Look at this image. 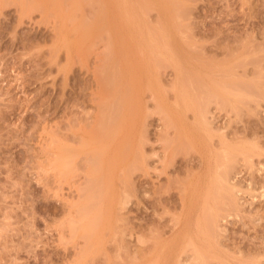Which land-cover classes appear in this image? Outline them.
I'll return each instance as SVG.
<instances>
[{"label": "rangeland", "instance_id": "obj_1", "mask_svg": "<svg viewBox=\"0 0 264 264\" xmlns=\"http://www.w3.org/2000/svg\"><path fill=\"white\" fill-rule=\"evenodd\" d=\"M4 1L0 264H264V0Z\"/></svg>", "mask_w": 264, "mask_h": 264}, {"label": "bare ground", "instance_id": "obj_2", "mask_svg": "<svg viewBox=\"0 0 264 264\" xmlns=\"http://www.w3.org/2000/svg\"><path fill=\"white\" fill-rule=\"evenodd\" d=\"M6 1H7V0H6ZM6 1H4V2H6ZM9 1H10V0H8L6 3H8ZM20 1H21V0H20ZM20 3H21V2H20ZM39 7H40V6H39ZM41 7H42V6H41ZM43 8H44V7H42V9H43ZM42 9H41V10H42ZM43 11H44V10H43ZM43 11H42V12H43ZM49 13H50V12H49ZM53 15H54V14H53ZM49 17H50V16H49ZM51 18H52V17H51ZM71 21H72V20H71ZM71 21H70V22H71ZM57 28H58V27H57ZM98 28H99V27H98ZM62 31H63V30H62ZM57 34H58V33H57ZM60 34H61V33H60ZM60 39H61V38H60ZM62 44H63L65 47H67L68 49H70V47H71V45H70V44L68 43V41H67V38H66L64 35L62 36ZM157 45H158V44H157ZM64 46H63V47H64ZM70 52H71V51H70ZM170 59H171V58H170ZM162 64H164V63H162ZM165 64H167V63H165ZM180 68H181V67H180ZM236 90H238V89H236ZM234 92H236V91H234ZM243 92H244V91H243ZM233 94H234V93H233ZM238 94H240V93H238ZM238 94H237V95H238ZM234 96H236V93H235ZM239 96H240V95H239ZM219 98H220V97H219ZM224 102H225V99H224ZM236 105H237V104H236ZM200 109L203 110L202 108H200ZM200 112H201V111H200ZM204 112H205V110L203 111V113H204ZM201 113H202V112H201ZM205 113H206V112H205ZM204 116H205V114H204ZM205 117H206V116H205ZM205 119H206V118H205ZM208 122H209V121H208ZM208 122H207V123H208ZM208 124H209V123H208ZM55 142H56V141H55ZM227 146H228V145H227ZM65 148H66V147H65ZM234 148H235V147H234ZM56 149H57V150L54 151V153L56 154V156L54 155V156H55V158H54L55 161H53V162H55V167H62V168H64V167L66 168V167H67V168H68V166L70 165V163H68V162H70V161H69L68 159H67V161H66V160L64 159V157H63L64 154H65V152H64V154L62 153L64 147L62 148V147L60 146V147H57ZM66 149H67V148H66ZM68 149L70 150V147H68ZM68 149H67V150H68ZM124 152H125V151H124ZM122 153H123V152H122ZM125 153H127V151H126ZM223 153H224V151H223ZM52 155H53V154H52ZM125 155H126V154H125ZM228 155H229V154H228ZM228 155H227V153H226V156H227V157H229ZM231 155H232V154H231ZM239 155H240V154H239ZM222 156H223V155H222ZM65 157H66V156H65ZM227 157H225V159H226ZM230 157H231V156H230ZM230 157H229V158H230ZM124 158H125V157H124ZM135 158H136V157H135ZM222 158H223V157H222ZM225 159H223V160L225 161ZM227 159H228V158H227ZM133 160H135V159H133ZM133 162H134V161H133ZM135 162H136V161H135ZM67 163H68L69 165H68ZM131 163H132V162H131ZM227 163H228V160H227ZM71 164H72V163H71ZM67 165H68V166H67ZM134 165H135V163H134ZM134 165H132V166L135 167L136 165H135V166H134ZM71 166H72V165H71ZM67 168H66V169H67ZM127 168H128V167H127ZM221 168H222V167H221ZM227 168H228V167H227ZM59 169H60V168H59ZM224 169H226V167H225ZM61 170H62V169H61ZM63 170H64V169H63ZM63 170H62V172H63ZM70 171H71V170H70ZM59 172H60V171H59ZM64 172H66V171H64ZM64 172H63V173H64ZM67 172H68V171H67ZM224 172H225V171L223 170V173H224ZM226 172H227V171H226ZM226 172H225V173H226ZM228 172H229V171H228ZM65 174H66V173H65ZM67 174H69V173H67ZM219 175H221V177H222V174H221V173H219ZM225 176H226V175H225ZM221 177H220V178H221ZM228 178H229V177H228ZM231 180H232V179H231ZM227 181H228V180H227ZM228 182H229V181H228ZM230 182H231V181H230ZM230 182H229V183H230ZM221 183L223 184V182H221ZM225 183H226V182H225ZM225 183H224V184H225ZM249 183H250V182H249ZM226 186H227V185H225V188H226ZM247 186H249V185H247ZM222 187H223V186H222ZM231 187H232V186H231ZM231 187H228L227 190L230 191L229 194L231 195L232 200L234 201L235 199H233V198H234V197H233V196H234L233 194H234V192H235L236 190L233 191ZM223 188H224V187H223ZM233 188H234V187H233ZM246 188H247V187H246ZM238 189H239V188H238ZM221 191H222V190H221ZM219 193L221 194L220 191H219ZM235 193H236V192H235ZM252 194H253V193H252ZM226 196H228V195H226ZM90 197H91V195H90ZM223 197H224V196H223ZM90 199H91V198H90ZM93 199H94V198H93ZM224 199H225V198H224ZM226 199L229 200V197L226 198ZM88 200H89V199H88ZM230 200H231V199H230ZM230 200H229V202H230ZM232 200H231V201H232ZM86 201H87V200H86ZM101 201H102V200H101ZM216 202H217V199H216ZM227 202H228V201H227ZM96 204H97V203H96ZM96 204H95V205H96ZM232 204H233V203H232ZM234 204H235V203H234ZM84 205H85V204H84ZM86 206H87V205H86ZM86 206H85V208H86ZM79 207H80V206H78V208H77L78 210H80ZM94 207H95V206H94ZM96 207H97V206H96ZM81 209H82V208H81ZM82 210H83V209H82ZM84 211H85V209L83 210V212H84ZM86 211H87V210H86ZM91 211H92V210H91ZM79 212H80V211H79ZM83 212H81V213H83ZM210 212H211V211H210ZM81 213H80V215H81ZM85 213L87 214V212H85ZM208 213H209V212H208ZM213 213H214V211H213ZM83 214H84V213H83ZM89 214H90V210H89L88 215H89ZM214 214H215V213H214ZM84 215H85V214H84ZM100 215H101V213H100ZM86 216H87V215H86ZM96 216H97V215H96ZM96 216H95V217H96ZM210 216H212V214H210ZM214 216H215V215H214ZM98 217L101 218V216H99V215H98ZM207 217L209 218V216H207ZM204 218H205V217H204ZM212 218L214 219L215 217L212 216ZM97 220H99V219L96 218L95 221H97ZM210 220H211V219H210ZM217 220H218V219H217ZM73 221H74V220H73ZM75 221H76V220H75ZM93 221H94V220H93ZM76 222H77V221H76ZM208 222H209V220H208ZM211 222H212V220H211ZM96 223H97V226H95V228L98 227V225H99V221H97ZM209 224H211V223L209 222ZM89 225H90V224H89ZM92 225H93V224H92ZM215 225H216V224H215ZM211 226L214 227L213 225H211ZM77 228H78V227H77ZM79 228H80V227H79ZM95 228L93 227V229H95ZM81 229H82V226H81ZM81 229H79V230H81ZM75 230H76V229H75ZM77 230H78V229H77ZM77 230H76V231H77ZM208 230H209V229H208ZM76 231H75V233H76ZM92 231H93V230H92ZM89 234H90V233H89ZM89 234H88V235H89ZM93 234H94V232H93ZM81 236H82V235H81ZM84 237H87L86 234H85ZM89 238H91V235H90ZM89 240H90V239H89ZM92 244H93V243H92ZM90 245H91V244H90ZM90 245H89V246H90ZM189 245H190V241H189ZM191 245H192V244H191ZM91 246H92V245H91ZM89 248H90V247H89ZM92 248H93V247H92ZM191 248H192V247H191ZM90 249H91V248H90ZM195 251H196V250H195ZM195 251H193V252H195ZM205 256H206V255H205ZM197 257H199V256H197ZM198 260H199V259H197V261H198ZM198 262H199V261H198ZM202 262H203V261H202Z\"/></svg>", "mask_w": 264, "mask_h": 264}]
</instances>
